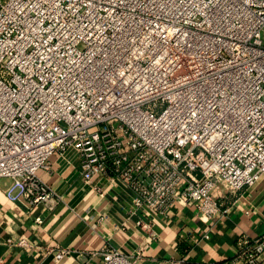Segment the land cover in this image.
<instances>
[{"label": "built area", "instance_id": "obj_1", "mask_svg": "<svg viewBox=\"0 0 264 264\" xmlns=\"http://www.w3.org/2000/svg\"><path fill=\"white\" fill-rule=\"evenodd\" d=\"M263 37L264 0H0L6 198L53 212L60 196L38 172L73 151L85 184L125 185L131 214L196 206L209 239L227 212L212 192L264 175ZM142 251L93 255L135 264ZM219 264H264V233L241 235Z\"/></svg>", "mask_w": 264, "mask_h": 264}, {"label": "crops", "instance_id": "obj_2", "mask_svg": "<svg viewBox=\"0 0 264 264\" xmlns=\"http://www.w3.org/2000/svg\"><path fill=\"white\" fill-rule=\"evenodd\" d=\"M50 162L51 170L38 175L60 196L53 212L41 205L27 210L23 202L6 198L11 182L0 183V264H100L101 257L93 254L106 245L131 255L143 248L135 264H219L234 256L241 235L264 233V175L235 194L222 187L212 192L227 212L212 218L206 239L207 226L196 217V206L173 204L164 214L133 215L125 185H106L99 178L85 184L75 152L54 155ZM97 212L105 216L101 224ZM140 218L150 223L153 238L136 224ZM21 240L27 246L15 245ZM58 249L71 253L57 260Z\"/></svg>", "mask_w": 264, "mask_h": 264}, {"label": "rangeland", "instance_id": "obj_3", "mask_svg": "<svg viewBox=\"0 0 264 264\" xmlns=\"http://www.w3.org/2000/svg\"><path fill=\"white\" fill-rule=\"evenodd\" d=\"M264 38V37H263Z\"/></svg>", "mask_w": 264, "mask_h": 264}]
</instances>
